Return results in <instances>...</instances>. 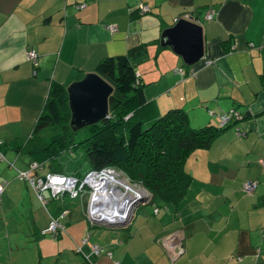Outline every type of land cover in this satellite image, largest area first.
Returning a JSON list of instances; mask_svg holds the SVG:
<instances>
[{
  "label": "crops",
  "instance_id": "0c3cea01",
  "mask_svg": "<svg viewBox=\"0 0 264 264\" xmlns=\"http://www.w3.org/2000/svg\"><path fill=\"white\" fill-rule=\"evenodd\" d=\"M186 11L203 28L204 57L181 75L180 56L150 45L136 67L147 99L158 113L184 108L195 127L232 107L244 118L188 156L192 182L177 209L148 198L119 226L92 223L88 203L78 210L48 193L43 205L6 162L25 169L28 157L4 150L0 264H264V0H0V141L30 136L53 83L68 85L103 57L156 40ZM248 180L257 182L252 194L242 190ZM53 218L56 236L45 231ZM171 234L184 247L173 260L163 245Z\"/></svg>",
  "mask_w": 264,
  "mask_h": 264
},
{
  "label": "trees",
  "instance_id": "16d2710c",
  "mask_svg": "<svg viewBox=\"0 0 264 264\" xmlns=\"http://www.w3.org/2000/svg\"><path fill=\"white\" fill-rule=\"evenodd\" d=\"M179 18L199 23L187 11L176 19ZM153 44L160 50L168 48L161 45L160 35L154 41L129 48L124 54L105 56L96 64L93 72L113 88L108 100L107 118L81 128L83 133L79 136L80 129L73 130L70 126L68 85L53 83L30 136L23 141L6 144L0 141V161L7 160L4 154L6 149L23 151L28 157L25 169L16 168L13 161L6 162L17 170V177L21 180L24 178L20 177V172L31 170L35 182L48 174L76 176L81 179L90 171L111 168L120 172L130 183L147 190L149 204L177 209L192 182V176L184 169L188 156L196 149L209 148L215 137L232 124L231 120L240 121L244 115L232 107L237 110L238 117H232L227 124L220 126L216 121L195 127L190 123L184 108L173 107L158 113L155 104L147 99L145 85L140 81L136 70L137 65L148 56V47ZM190 67L191 65L182 63L178 71L185 75ZM261 77H264V72ZM46 129L52 130L48 138L42 135ZM235 131L242 134L239 126H235ZM75 149L82 150L81 161L63 163L59 160L58 157L64 152H74ZM263 156L264 154L259 158V163ZM260 165L264 169L261 163ZM249 181L256 182H246ZM246 182L242 185L243 191ZM88 189L83 188L76 196L77 199L84 197L82 203L85 206V193H88ZM255 189L251 193L244 192L252 194ZM36 195L46 205L43 193V199H40L38 192ZM65 195L69 199H76L66 192L57 200H63ZM154 209L157 212L159 208Z\"/></svg>",
  "mask_w": 264,
  "mask_h": 264
},
{
  "label": "water",
  "instance_id": "95a60500",
  "mask_svg": "<svg viewBox=\"0 0 264 264\" xmlns=\"http://www.w3.org/2000/svg\"><path fill=\"white\" fill-rule=\"evenodd\" d=\"M161 45L169 47L180 56L185 65H193L204 57L203 28L193 20L179 18L172 26L162 30ZM112 91V86L93 71L86 73L79 80L70 82L67 93L72 129L78 130L107 118L108 100ZM148 198L143 194L125 198L116 206L111 213L112 218L109 219L93 214L89 205L88 219L92 223L106 227L126 224L135 206L148 201Z\"/></svg>",
  "mask_w": 264,
  "mask_h": 264
},
{
  "label": "built area",
  "instance_id": "2783aa9c",
  "mask_svg": "<svg viewBox=\"0 0 264 264\" xmlns=\"http://www.w3.org/2000/svg\"><path fill=\"white\" fill-rule=\"evenodd\" d=\"M147 10H148L147 7H142L141 12L144 13ZM205 18L207 19L212 18L211 10L205 13ZM175 20L177 21L178 19ZM107 28L110 30V32H115L117 30L115 25H107ZM27 58L33 63L34 66L38 64V56L34 50H30L27 53ZM207 62L212 63L211 60H208ZM235 116L236 118L238 117V112L237 110L232 108L229 109L228 113L224 115H218L217 122L219 123L220 126H223L227 124L232 117ZM238 134H240L239 131ZM260 163L264 167V156L260 159ZM32 166L34 167V165ZM31 172H32L31 170L20 172V177L30 180L36 191L39 193L40 199H43V196L41 194L46 189H49L51 191V195L57 199V198H61V195H63L64 192H67L70 195V197H76L78 196L79 191H81L85 187H88L90 193V203H91V199L96 191V188L95 186L92 187L91 185H88L86 179L92 176L98 177V180H100L101 178H105V180H107L108 182L105 188L110 189V191L113 190L116 191V195H114V198H112V204H106L108 205V207L112 206L115 209L116 206H118L125 198L129 196H135L137 194H143L149 197L147 190H145L142 186H139L137 184H132L126 179H125L126 181L123 180L122 175L111 168H104L99 171H90L81 179L76 176L49 174L43 177V179L37 180L36 182L34 178H32ZM3 186L4 183L1 184V187ZM255 188H256V182L254 181L246 182L243 186V189L246 193H251ZM102 192H105V194L103 195L105 196L106 191L103 190ZM44 203L46 204L45 200ZM154 211L156 212L155 209ZM60 228H61V224L58 221V219L53 218L52 222L50 223V226L45 231H49L51 234L55 235L57 234ZM85 241L86 240H84V242ZM163 245L166 247L169 256L172 260L178 257L180 254H182V252L184 251L182 241L180 239L178 240L175 234L166 236L163 240ZM93 250L95 253H99L100 248L97 245H94Z\"/></svg>",
  "mask_w": 264,
  "mask_h": 264
},
{
  "label": "bare ground",
  "instance_id": "6f19581e",
  "mask_svg": "<svg viewBox=\"0 0 264 264\" xmlns=\"http://www.w3.org/2000/svg\"><path fill=\"white\" fill-rule=\"evenodd\" d=\"M86 182L88 183V185H91L92 187L95 186L96 188V191L93 194L91 203H90V209L91 211L94 212L93 214L104 216V218H107V219L112 218L113 215H111V213H113V211L110 210V212L107 213L108 207L104 205L102 201L105 204H112V198H114V195H116V191L115 190L110 191V189L105 188L106 184L108 183L107 180H105V178H101L100 180H98V177L92 176V177L87 178ZM103 190L106 191L105 196H103L105 194V192H102ZM129 197L131 198L132 196H129ZM100 213H102V215Z\"/></svg>",
  "mask_w": 264,
  "mask_h": 264
},
{
  "label": "rangeland",
  "instance_id": "374dc122",
  "mask_svg": "<svg viewBox=\"0 0 264 264\" xmlns=\"http://www.w3.org/2000/svg\"><path fill=\"white\" fill-rule=\"evenodd\" d=\"M51 130V129H50ZM48 129H46L42 135L45 137V138H48L49 135H51L52 133V130L50 131ZM83 133V129H80V134L79 136ZM81 153H82V150L81 149H78V150H74V152H64L61 156H59V160H61L63 163H70L71 161H74V162H79L82 160L81 158ZM47 169V168H46ZM118 172V171H116ZM120 173V172H118ZM87 174V173H86ZM85 174V175H86ZM49 175V174H48ZM54 175H57V174H54ZM84 175V176H85ZM43 179V178H41ZM122 179L125 180L126 178L122 176ZM127 180V179H126ZM125 180V181H126ZM37 184V183H36ZM43 195H49L51 194V191L49 189H46L44 190L43 192ZM49 193V194H48ZM85 197L86 198V201L88 204H90V193H89V189H88V193L86 192L85 193ZM71 198H76V197H71ZM84 198V197H83ZM83 198H76V199H69L68 195H65L64 198H63V201H64V204L67 205V204H70V205H76L78 206L76 209L80 210L81 209V199ZM59 201V200H58ZM57 202V201H56ZM51 203L53 204V201L49 203L48 207L51 208ZM87 210L88 209V206H87ZM72 219H75L76 220V217L75 216H72ZM48 234V233H47ZM49 235V234H48Z\"/></svg>",
  "mask_w": 264,
  "mask_h": 264
},
{
  "label": "clouds",
  "instance_id": "9594fccd",
  "mask_svg": "<svg viewBox=\"0 0 264 264\" xmlns=\"http://www.w3.org/2000/svg\"><path fill=\"white\" fill-rule=\"evenodd\" d=\"M149 197H150V196H149ZM103 204H104V205H106L104 202H103ZM89 205H90V204H88V206H89ZM106 206L108 207V205H106ZM110 210H112V211H113V210H114V208H113L112 206H109V207H108V209H107V211H110Z\"/></svg>",
  "mask_w": 264,
  "mask_h": 264
}]
</instances>
